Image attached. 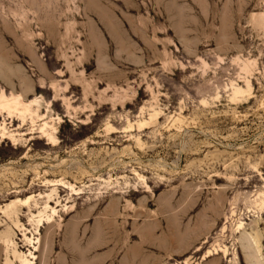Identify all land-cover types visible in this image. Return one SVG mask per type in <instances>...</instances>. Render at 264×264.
<instances>
[{
	"label": "rangeland",
	"instance_id": "rangeland-1",
	"mask_svg": "<svg viewBox=\"0 0 264 264\" xmlns=\"http://www.w3.org/2000/svg\"><path fill=\"white\" fill-rule=\"evenodd\" d=\"M2 93L0 264H264V0H0Z\"/></svg>",
	"mask_w": 264,
	"mask_h": 264
},
{
	"label": "bare ground",
	"instance_id": "bare-ground-1",
	"mask_svg": "<svg viewBox=\"0 0 264 264\" xmlns=\"http://www.w3.org/2000/svg\"><path fill=\"white\" fill-rule=\"evenodd\" d=\"M33 106H34V103H32V102L31 103H25L22 95L7 96L4 93H2L0 96V113H1V115L3 113L7 114V117L9 119L19 120V121H21V123H23V125L28 118H31L32 123L34 124L33 117L36 115L37 110H35V109L33 110ZM48 128H51L52 132H49L47 130ZM39 130L44 135V137L48 139L49 144H55L56 143L57 140L55 138V134H56L57 130L55 127H51L48 124V122L45 121ZM0 137L3 139H12L15 141L14 135L10 134L8 132L7 128L5 127V124H0ZM29 203H30L29 199L21 200V202H20V204L23 207H26ZM43 222H44L43 219H40L38 221V227H41L43 225L42 224ZM35 250H36V248H35ZM35 259H36V256L32 252H30L29 255L18 257L17 263H19V264H34Z\"/></svg>",
	"mask_w": 264,
	"mask_h": 264
}]
</instances>
